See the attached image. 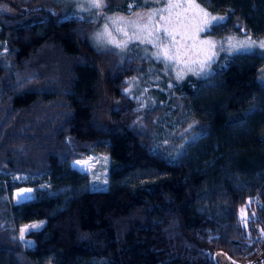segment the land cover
Returning <instances> with one entry per match:
<instances>
[{"label": "trees", "instance_id": "1", "mask_svg": "<svg viewBox=\"0 0 264 264\" xmlns=\"http://www.w3.org/2000/svg\"><path fill=\"white\" fill-rule=\"evenodd\" d=\"M196 2L223 17L209 36L264 37V0ZM94 26L0 11V264H264V54L141 109L124 91L144 60L95 48ZM92 153L110 158L103 190L72 166Z\"/></svg>", "mask_w": 264, "mask_h": 264}, {"label": "rangeland", "instance_id": "2", "mask_svg": "<svg viewBox=\"0 0 264 264\" xmlns=\"http://www.w3.org/2000/svg\"><path fill=\"white\" fill-rule=\"evenodd\" d=\"M99 4V7L93 6ZM127 13L107 11L104 0H0V11L17 13L28 8L52 9L55 14L89 18L95 26L91 41L97 49H114L122 57L133 52L144 60L145 69L127 82L124 93L136 101L139 108L162 103L174 110L167 102L173 88L187 79L206 77L223 64V59L241 52L259 51L264 54V37L254 39L249 35L212 37L207 34L213 23L219 21L196 0H128ZM206 14V15H205ZM213 17L218 19H213ZM207 20V25L203 21ZM203 30H198L200 28ZM175 30L179 41V59L168 60L162 55L163 48L175 54L171 38L165 29ZM207 41L208 43H205ZM5 51L0 40V54ZM171 96V97H170ZM164 97V98H163ZM165 100V101H164ZM168 113H171L167 109ZM110 158L106 154L92 153L77 160L72 166L89 176L91 187L103 190L108 185ZM15 181L25 183L26 177L16 175ZM32 190L22 188L13 194V203L31 199ZM37 224L23 226L20 237L24 245L32 246L26 234Z\"/></svg>", "mask_w": 264, "mask_h": 264}, {"label": "snow or ice", "instance_id": "3", "mask_svg": "<svg viewBox=\"0 0 264 264\" xmlns=\"http://www.w3.org/2000/svg\"><path fill=\"white\" fill-rule=\"evenodd\" d=\"M93 6L95 7H99L100 5L97 3V4H94ZM206 15V14H205ZM213 19H218V18H215L213 17ZM219 20H223V18H219ZM208 21L205 20L203 21V24L204 25H207ZM198 30H203V28L201 27L200 29ZM165 34L171 38V42L173 44V48H175V54L174 55H170L169 54V49L167 47L163 48L162 50V55L163 57H165L166 59L168 60H173V59H179V47H177V45H179V41L176 40V32L175 30H169V29H165ZM205 43H208L207 41H205ZM33 227H38V225H35Z\"/></svg>", "mask_w": 264, "mask_h": 264}]
</instances>
